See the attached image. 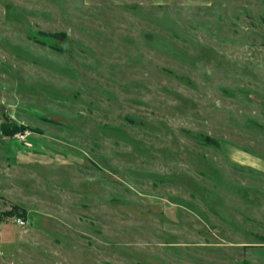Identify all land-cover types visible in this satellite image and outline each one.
<instances>
[{"label":"rangeland","instance_id":"1","mask_svg":"<svg viewBox=\"0 0 264 264\" xmlns=\"http://www.w3.org/2000/svg\"><path fill=\"white\" fill-rule=\"evenodd\" d=\"M0 264H264V0H0Z\"/></svg>","mask_w":264,"mask_h":264},{"label":"trees","instance_id":"2","mask_svg":"<svg viewBox=\"0 0 264 264\" xmlns=\"http://www.w3.org/2000/svg\"><path fill=\"white\" fill-rule=\"evenodd\" d=\"M2 131L3 134L7 137H14L17 134L25 133L28 131L27 127L23 125H18V123L14 121L6 120L2 124ZM6 217H15L18 216L20 218L26 219L27 218V211L26 209L22 208L19 205H14L12 210L9 212L4 213Z\"/></svg>","mask_w":264,"mask_h":264},{"label":"crops","instance_id":"3","mask_svg":"<svg viewBox=\"0 0 264 264\" xmlns=\"http://www.w3.org/2000/svg\"><path fill=\"white\" fill-rule=\"evenodd\" d=\"M242 158L244 159V157H242ZM235 160H236V159H235ZM236 161H237V163H239V164H243V165H244V164H247V163H244L242 160H241V161L236 160ZM236 161H235V162H236ZM248 165L253 166V168H254V166H255V165H252V164H250V163H248Z\"/></svg>","mask_w":264,"mask_h":264},{"label":"built area","instance_id":"4","mask_svg":"<svg viewBox=\"0 0 264 264\" xmlns=\"http://www.w3.org/2000/svg\"><path fill=\"white\" fill-rule=\"evenodd\" d=\"M20 223H21V224H24V221H23V220H20Z\"/></svg>","mask_w":264,"mask_h":264}]
</instances>
